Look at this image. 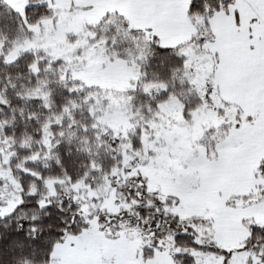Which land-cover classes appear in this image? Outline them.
Returning <instances> with one entry per match:
<instances>
[{
  "label": "snow or ice",
  "instance_id": "obj_1",
  "mask_svg": "<svg viewBox=\"0 0 264 264\" xmlns=\"http://www.w3.org/2000/svg\"><path fill=\"white\" fill-rule=\"evenodd\" d=\"M0 264H264V0H0Z\"/></svg>",
  "mask_w": 264,
  "mask_h": 264
}]
</instances>
